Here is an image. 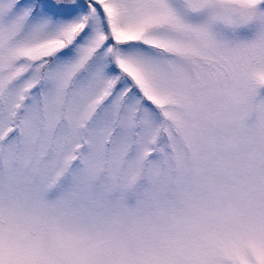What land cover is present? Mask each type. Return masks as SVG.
Listing matches in <instances>:
<instances>
[{"label":"snow or ice","instance_id":"obj_1","mask_svg":"<svg viewBox=\"0 0 264 264\" xmlns=\"http://www.w3.org/2000/svg\"><path fill=\"white\" fill-rule=\"evenodd\" d=\"M0 264H264V0H0Z\"/></svg>","mask_w":264,"mask_h":264}]
</instances>
